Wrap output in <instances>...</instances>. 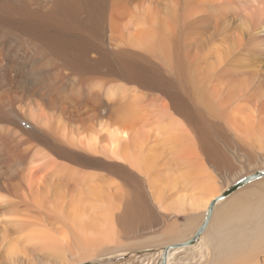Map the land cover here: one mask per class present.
Listing matches in <instances>:
<instances>
[{
	"label": "bare ground",
	"instance_id": "obj_1",
	"mask_svg": "<svg viewBox=\"0 0 264 264\" xmlns=\"http://www.w3.org/2000/svg\"><path fill=\"white\" fill-rule=\"evenodd\" d=\"M107 10L110 56L73 62L84 85L17 97L49 141L29 136L30 153L12 145L0 167V264L79 263L139 205L199 221L214 201L197 244L167 250L165 264L194 249V264H264V176L224 198L236 179L219 188L214 176L234 161L264 174V0H109ZM26 153V171H14Z\"/></svg>",
	"mask_w": 264,
	"mask_h": 264
},
{
	"label": "rangeland",
	"instance_id": "obj_2",
	"mask_svg": "<svg viewBox=\"0 0 264 264\" xmlns=\"http://www.w3.org/2000/svg\"><path fill=\"white\" fill-rule=\"evenodd\" d=\"M108 3L109 0H0V35H3L2 38L0 36V69H2L0 76L3 79L0 78V131L2 132H0V146H4L1 149L3 154L0 155L1 168L8 165L7 154L12 145L20 153H22L21 150L29 147L30 153L29 136L35 140L34 144H38L39 147H41L42 141H49L43 131L37 129L32 122L23 119V116L18 113L17 97L30 95L33 91L38 93V90H41L44 95L41 98L46 100L47 95L45 96V94H49L48 90L51 92V90L64 87L67 89L78 88L81 83L84 85L82 82L84 79H79L77 75L73 74L75 71L73 62L87 61L97 53L95 57L101 53L103 56H110L107 52L105 54L106 50H103L104 47L109 49L110 46L107 28L104 30L105 27H102L108 24ZM8 58H10V62ZM47 62L50 68L45 69L42 65ZM86 64L87 67L91 65L88 64V61ZM52 69H58L63 76L67 75L68 79L59 75L54 76V79H47V73L54 71ZM6 83L7 85H5ZM23 155H19L22 158L18 160L19 166L13 169L14 171H26L27 153ZM3 163L6 164L3 165ZM242 167H244L242 161H234L228 170L216 171L214 176L217 178L219 188H222L226 181L230 182L236 179V183L249 173L252 175L257 173V170L245 171L246 169L242 170ZM235 183L230 182L227 189H230ZM164 195L165 201H169L171 195L167 191ZM136 208L138 212L134 211L135 215L131 217L129 223L122 222L121 219L113 222L114 233L109 241L103 239L95 251L90 250V254L82 256V261L73 264H161L164 248L187 242L194 236L204 222L205 212L209 205L205 212L199 216V221L197 218L195 220L194 213H177L175 210L169 209L171 207L167 203L164 207L166 211H160L152 203L147 206L139 205ZM195 221L198 223L197 228L191 230ZM188 222L191 223L189 229L180 231L181 234L177 233ZM120 223L124 224L125 228ZM120 225L121 227H119ZM209 233L214 238L216 235L217 238L226 236L223 231L218 232V229H214V226L213 229L211 227ZM215 254L218 255L219 251L215 250ZM197 255L196 249L184 250L174 255L169 264H194L198 260ZM42 263L41 259L32 256L29 260L23 257L16 264Z\"/></svg>",
	"mask_w": 264,
	"mask_h": 264
},
{
	"label": "water",
	"instance_id": "obj_3",
	"mask_svg": "<svg viewBox=\"0 0 264 264\" xmlns=\"http://www.w3.org/2000/svg\"><path fill=\"white\" fill-rule=\"evenodd\" d=\"M260 176H264V174H262V175L255 174V175H253L251 177H248V178L244 179L243 181H241L240 183L236 184L231 189H229L228 191H226L224 193V195H223V198L226 197V196H228L231 192L235 191L239 187L243 186V184L247 183L248 181H251L253 179H256V178H258ZM215 204H216V201L212 202L209 205V208H208L207 213L205 214V218H204V222H203L202 226L196 231V233L194 234V236L189 241L184 242V243H181L179 245H173V246H170V247H167V248H164L163 249V258L161 260V264H165V254L167 253V250H169L171 248H175V247H188V246L193 245V244L196 243V241L198 240V238L203 233L204 228L206 227V225H207V223L209 221L211 211L213 209V206H215Z\"/></svg>",
	"mask_w": 264,
	"mask_h": 264
}]
</instances>
